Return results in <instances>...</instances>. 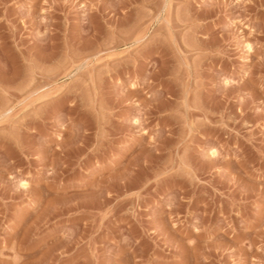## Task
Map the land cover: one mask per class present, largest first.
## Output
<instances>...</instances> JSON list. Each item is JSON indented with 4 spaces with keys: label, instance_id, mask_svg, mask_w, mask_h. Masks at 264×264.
Masks as SVG:
<instances>
[{
    "label": "rangeland",
    "instance_id": "374dc122",
    "mask_svg": "<svg viewBox=\"0 0 264 264\" xmlns=\"http://www.w3.org/2000/svg\"><path fill=\"white\" fill-rule=\"evenodd\" d=\"M0 264H264V0H0Z\"/></svg>",
    "mask_w": 264,
    "mask_h": 264
}]
</instances>
